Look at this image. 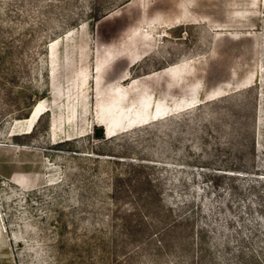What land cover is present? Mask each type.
Listing matches in <instances>:
<instances>
[{
    "label": "rangeland",
    "instance_id": "obj_1",
    "mask_svg": "<svg viewBox=\"0 0 264 264\" xmlns=\"http://www.w3.org/2000/svg\"><path fill=\"white\" fill-rule=\"evenodd\" d=\"M14 170L17 264H264V0H0Z\"/></svg>",
    "mask_w": 264,
    "mask_h": 264
},
{
    "label": "crops",
    "instance_id": "obj_2",
    "mask_svg": "<svg viewBox=\"0 0 264 264\" xmlns=\"http://www.w3.org/2000/svg\"><path fill=\"white\" fill-rule=\"evenodd\" d=\"M40 107L42 109L41 104ZM0 176H2L4 179L10 180L14 184L19 185L21 187H28L30 185V179L28 178V176L26 174L16 172V170L11 171L8 174L7 173L0 174ZM0 264H17L16 256L11 249L10 236L4 225L1 213H0Z\"/></svg>",
    "mask_w": 264,
    "mask_h": 264
},
{
    "label": "water",
    "instance_id": "obj_3",
    "mask_svg": "<svg viewBox=\"0 0 264 264\" xmlns=\"http://www.w3.org/2000/svg\"><path fill=\"white\" fill-rule=\"evenodd\" d=\"M104 133H105L104 128H97V129H96V135H102V134H104Z\"/></svg>",
    "mask_w": 264,
    "mask_h": 264
},
{
    "label": "bare ground",
    "instance_id": "obj_4",
    "mask_svg": "<svg viewBox=\"0 0 264 264\" xmlns=\"http://www.w3.org/2000/svg\"><path fill=\"white\" fill-rule=\"evenodd\" d=\"M39 108H40V105L37 106L35 113L33 114L34 118L37 117V115L39 113Z\"/></svg>",
    "mask_w": 264,
    "mask_h": 264
}]
</instances>
